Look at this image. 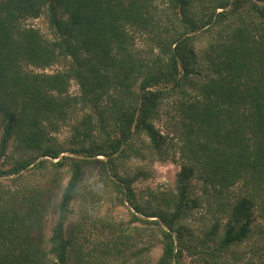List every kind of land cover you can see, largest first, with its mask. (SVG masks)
Wrapping results in <instances>:
<instances>
[{"label": "trees", "instance_id": "trees-1", "mask_svg": "<svg viewBox=\"0 0 264 264\" xmlns=\"http://www.w3.org/2000/svg\"><path fill=\"white\" fill-rule=\"evenodd\" d=\"M159 1L0 0V157L15 135L17 151L55 159L51 166L68 167L69 174L46 241L48 184L0 190V264H128L130 257H143L147 248L128 251L129 238H142L141 230L101 221L105 237L83 249L89 245L77 241L76 226L67 232L64 225L82 168L100 161L97 157L106 159L102 163L114 177L116 161L133 153L132 140L143 135L151 154L168 159L165 139L154 127L168 100L169 125L183 161L175 191L149 213L136 202L131 181L112 176L110 181L133 210L131 223L159 227L162 252L156 264H180L184 253L199 256L200 264H235L224 260L226 254L249 237L253 207L264 209V0H163L170 6L164 33L152 16ZM44 11L51 39L19 25ZM132 29L155 32L158 54L151 64L135 53ZM200 33L212 37L202 52L204 73L194 47ZM59 60L63 68L52 74L25 69ZM71 81L79 87L77 99L65 95ZM78 103L84 113L71 146H54L44 123L53 129L56 121H69ZM31 163L23 159L10 173ZM196 176L203 193L211 189L223 196L240 184L244 194L217 200L226 223L212 225L191 244L181 222L199 205L189 196Z\"/></svg>", "mask_w": 264, "mask_h": 264}, {"label": "rangeland", "instance_id": "rangeland-1", "mask_svg": "<svg viewBox=\"0 0 264 264\" xmlns=\"http://www.w3.org/2000/svg\"><path fill=\"white\" fill-rule=\"evenodd\" d=\"M169 12L170 6L168 2L163 0L156 4V8L152 11V16L158 23L159 29L164 33V29L169 31ZM21 28H33L37 30L42 37L51 39L53 36V29L49 25L48 14L44 11L36 19H25L20 22ZM134 38V51L144 60L146 64H151V59L158 54L155 39V32H150L149 29H132L130 30ZM169 33V32H168ZM212 41V37L205 33H200L196 37L195 50L200 60L198 68L201 72H206L207 63L203 59V50L207 44ZM63 61L48 67H32L26 66L27 71L33 73L52 74L63 68ZM114 93V92H112ZM71 98H79L80 91L75 81H71L68 90L65 94ZM81 104L78 103L72 118L68 121H56L55 127L51 129L46 125V134L52 139L54 146H61L62 148H69L71 146V136L74 134V126L76 122L81 119L83 111H79ZM169 100L166 101L160 112L158 119L154 121V127L158 130L161 136L165 139V153L168 159L160 161L157 157L149 151L148 140L141 135L132 140L133 153L128 157L118 159L116 161V176L108 171V168L102 163L106 161L102 157H97L100 161L92 162L82 168L80 185L70 203V213L65 222V231L69 232L71 227H75L76 237L79 243L86 242L91 247L92 241L98 238L105 237L101 235L102 227L101 221L114 222L122 224L123 228H135L141 230V237L129 238V252L136 253V250L144 247L148 250L143 257L139 256L137 260L130 257L128 264H156L162 252L161 238L159 236V227L152 222L140 223L138 221L131 223L133 210L126 201L122 204L119 193L115 191L110 179L111 176L115 180H129L131 181V190L137 203L143 206L146 212H154L157 208L159 199L170 196L175 191L176 175L180 171L182 160L178 153V146L180 142L176 138V133L172 126L169 125ZM4 121L0 120V139L3 134ZM16 136L13 135L9 141L5 153L0 157V171L5 172L0 177L1 193L6 190L20 191L22 189L39 188L48 184L50 200L43 211V226L42 233L45 241L50 237L51 230L57 219V205L61 198L62 190L65 187L68 179V167L59 169L53 168L51 163L57 162L55 159L48 157H41L37 152H30L28 154L17 151ZM137 152L138 156H135ZM62 155H69L67 152ZM23 159L31 161V165L19 172L18 174H11L18 164ZM38 163H42L39 164ZM38 165V166H37ZM37 166V167H35ZM119 181V183H120ZM190 200L198 201V206L193 207L189 214L182 220L181 225L187 231V238L189 243L198 242L199 238H203V234L212 225L217 224L222 227L226 223V216L222 215L220 209L217 207V200L229 197L230 201L238 199L239 195H243L242 186L238 184L232 187L223 196H216L213 190H207L203 193V182L196 177L192 178L189 185ZM206 194V195H205ZM217 197V198H216ZM222 201V200H221ZM224 202V200H223ZM251 229L249 237L240 245L234 246L225 256V261L235 264H264V209L254 206L251 211ZM142 220L147 217L140 215ZM157 218H150L154 220ZM75 225V226H74ZM146 230H144V229ZM100 231V233H98ZM130 232V231H129ZM82 233V235H81ZM138 233V232H137ZM87 241H84V239ZM78 243V244H79ZM217 261V260H216ZM220 262V260H219ZM199 256L184 253L180 264H198ZM68 264H72L70 261ZM200 264V263H199Z\"/></svg>", "mask_w": 264, "mask_h": 264}]
</instances>
